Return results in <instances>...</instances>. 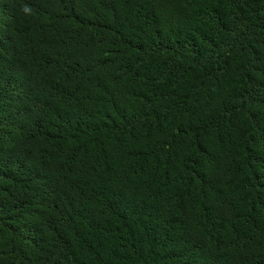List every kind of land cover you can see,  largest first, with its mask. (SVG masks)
Instances as JSON below:
<instances>
[{
	"label": "trees",
	"instance_id": "trees-1",
	"mask_svg": "<svg viewBox=\"0 0 264 264\" xmlns=\"http://www.w3.org/2000/svg\"><path fill=\"white\" fill-rule=\"evenodd\" d=\"M0 264H264V0H0Z\"/></svg>",
	"mask_w": 264,
	"mask_h": 264
},
{
	"label": "clouds",
	"instance_id": "clouds-1",
	"mask_svg": "<svg viewBox=\"0 0 264 264\" xmlns=\"http://www.w3.org/2000/svg\"><path fill=\"white\" fill-rule=\"evenodd\" d=\"M23 10H24L26 13L29 11V9H28L27 7H25Z\"/></svg>",
	"mask_w": 264,
	"mask_h": 264
}]
</instances>
